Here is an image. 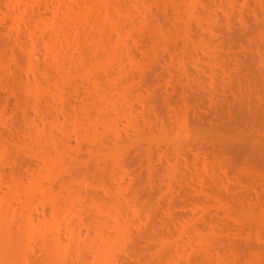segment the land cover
<instances>
[{"label": "rangeland", "instance_id": "374dc122", "mask_svg": "<svg viewBox=\"0 0 264 264\" xmlns=\"http://www.w3.org/2000/svg\"><path fill=\"white\" fill-rule=\"evenodd\" d=\"M56 1L0 0V113L3 114L0 115V132L4 138L0 142L4 153L0 156V182L19 177L28 184L34 172L36 177L38 172L45 171L50 158L44 155L41 143L29 142L27 133L34 128L43 131L52 127L54 134L64 138L61 140L64 144L58 141L59 150L48 142L50 153L62 156L58 165L61 167H58L59 175L56 173L57 180L51 183L44 178L43 182L45 185L51 183L54 192L63 191L64 195L67 190L62 188L63 183H70L73 188L70 190L77 191L80 198L59 210L60 240L65 247L59 255L57 241L50 236L19 235L23 226L20 212L26 208L31 209L35 225L50 217L52 209L47 198L37 193L31 203L25 192L9 193L7 185L1 182L0 207L6 206L4 225L11 242L17 245L12 264H62L67 261L66 264H89L92 259L89 246L96 240L99 242L96 228L111 235L115 233L108 227V216L102 213L105 208L87 206L93 197H98V202L106 208L119 207L125 216L126 227L131 229L129 240L122 239L115 247H110L109 258L113 257L110 259L116 264L263 263L264 0H113L127 8L126 12L115 6L111 9L117 14L114 18L124 27L122 33L126 34L123 35L128 38L120 34V43L116 42L118 32L106 21L100 0H65L63 8H69L70 4L75 12L71 13L74 19L59 15L60 29L69 21L73 25L68 22L66 26L76 27L82 33L80 37L71 33L67 40L63 39L64 42H57L62 45L59 46L61 52L56 53L62 62L58 61L59 65L55 64L56 56L45 46L48 41L46 33L54 26L41 24V28L35 24L48 20L52 15L51 8L59 4V0ZM133 7L136 9L132 10ZM11 19H16V24ZM34 28L36 37H39L35 45L30 38V31ZM99 33L104 36L102 44L94 37ZM187 34L188 37L191 34L189 41L185 39ZM27 45L35 47V57L29 58L25 50ZM113 50L115 58L119 55L124 60L120 54L134 52L135 59L139 60L137 66L133 64L135 69L130 68L133 65L127 60H121L126 63H121L123 66L118 63L120 60L107 62L108 54ZM152 53H156V57L153 58ZM181 64L186 66V72L182 71ZM84 66L93 70L94 75L81 70ZM120 69L122 72L127 69V74L119 76ZM57 71L61 72L62 78H58L63 82L54 79ZM123 83L129 85L128 92L124 91L123 100L120 98L118 112L110 111L105 107L104 95L117 96L123 91ZM26 85L33 86L36 91L29 93ZM61 89L67 96L64 101L58 98ZM46 90L49 94H44ZM46 107L52 108L49 109V120L54 121L50 122V127L47 126ZM128 109L133 110L137 122L131 132L139 137L142 135L133 140L124 134L121 140H115L113 130L101 122L106 117L114 118L112 127L124 133L126 121L121 110ZM71 113L79 114L80 120L86 121L83 131L96 135L106 133L109 139L104 143L90 142V145L77 139L70 129ZM92 114L97 116L98 123L90 122ZM30 118L35 120V127L29 122ZM157 132L159 135L168 133L173 137L172 141L170 138L166 143L157 142L151 137L158 135ZM16 136H20L21 142ZM106 151L110 152L109 155ZM102 152L109 156H106L107 160ZM113 173L129 190L116 189L112 180L109 191L114 198L112 206V201L107 200V203L106 192L98 184L109 179V175H115ZM131 206L135 208L134 212ZM73 228L81 231V238L87 240V244L79 246L68 238V231ZM259 257L260 263L257 262ZM61 259L63 262L60 263Z\"/></svg>", "mask_w": 264, "mask_h": 264}, {"label": "bare ground", "instance_id": "6f19581e", "mask_svg": "<svg viewBox=\"0 0 264 264\" xmlns=\"http://www.w3.org/2000/svg\"><path fill=\"white\" fill-rule=\"evenodd\" d=\"M50 1V0H49ZM56 1V0H55ZM58 1V0H57ZM56 1V2H57ZM72 1V0H71ZM96 1V0H95ZM117 1V0H116ZM185 1V0H184ZM183 1V2H184ZM190 0H188V1H186V2H189ZM52 2V1H51ZM67 2V1H66ZM80 2V1H79ZM98 2H100V4L102 3V6H103V8L101 9V10H103L105 13H106V16H107V19H106V21H108V22H110L112 25H113V28H115V31H117L118 32V36H116L117 37V41L116 42H118V43H120L121 42V40L119 39V37H120V34L121 35H123L125 32H123L122 33V27H123V25H122V27H121V24H119L118 22H117V20L114 18L115 16L114 15H117V14H113V12H112V8L115 6V7H117V8H119V9H121L122 8V5H124V4H122L121 5V3L120 2H118V4H117V2H113V0H100V1H98ZM194 2H195V0H194ZM77 3V2H76ZM95 3V2H94ZM131 3V2H130ZM192 3V2H191ZM58 4V3H57ZM64 4H66L65 3V0H59V4L58 5H55V7L54 8H51V11H52V15L48 18V20H41V21H38V22H42V23H35V24H37V25H39L40 27L42 26L41 24H46L45 26H49V27H52V25L54 26L50 31L51 32H48V33H46L47 34V38H48V41H47V45H45L46 46V48H47V50L49 51V52H51V54L55 57L56 56V53H58V51H60L61 52V49L62 48H59V46H61L62 47V45H60L59 43H57V42H59L60 40H67V35H71V33L75 36V37H80L81 35H80V33H82L80 30H78V28H76V27H73V28H75V29H73L70 25H69V27L68 26H66V23H68V22H65V26L64 27H62L61 29H60V27L61 26H59L58 25V23H57V21H59V18H58V16L59 15H61L60 17H63V16H65V18L64 19H66L67 17H70L71 16V19H74V18H72V17H74V16H72L71 15V13L73 12V8H72V6L69 4V8H65L66 10H64V8H63V5ZM98 4V3H97ZM132 4H133V2H132ZM137 4V3H136ZM135 4V5H136ZM139 4V3H138ZM185 4V3H184ZM190 4V3H189ZM198 4V3H197ZM99 5V4H98ZM192 5V4H191ZM195 5V4H194ZM54 6V5H53ZM65 6V5H64ZM67 6H68V3H67ZM75 6V5H74ZM91 6H93L92 4H91ZM113 6V7H112ZM134 6V5H133ZM199 6V5H198ZM52 7V6H51ZM87 7V6H86ZM99 7V6H98ZM185 7H186V4H185ZM191 7V6H190ZM189 7V8H190ZM116 8V9H117ZM134 8L135 7H133L132 8V10H134ZM74 9L76 10V8L74 7ZM95 10H96V8H94ZM116 9L114 8L113 9V11L115 10L116 11ZM122 9H124L125 11L124 12H126V6L124 7V8H122ZM121 9V10H122ZM136 9V8H135ZM186 9V8H185ZM198 9H199V7H198ZM72 10V11H71ZM97 10H99V9H97ZM129 10V9H128ZM187 10V9H186ZM191 10V9H190ZM193 10V9H192ZM196 10V9H195ZM120 11V10H119ZM118 11V12H119ZM138 11H140V10H138ZM194 11V10H193ZM121 12H123V11H121ZM129 12V11H128ZM137 12V11H136ZM75 12H73V14H74ZM80 13H82L81 11H80ZM93 13V12H92ZM96 13V12H95ZM104 13V14H105ZM140 13H141V11H140ZM134 14V13H133ZM197 14V13H196ZM201 14V13H200ZM79 15V14H78ZM120 15V14H119ZM138 15H140V14H138ZM194 15V14H193ZM192 15V16H193ZM83 16H84V14H83ZM126 16V15H125ZM128 16V15H127ZM142 16V15H141ZM200 16V15H199ZM10 17V16H9ZM76 17V16H75ZM87 17V16H86ZM99 17H100V15H99ZM104 17V16H103ZM102 17V18H103ZM195 17H198V16H195ZM12 18V17H11ZM62 18V19H63ZM84 18V17H83ZM139 18V17H138ZM38 19V18H37ZM41 19H43V18H41ZM63 19V20H64ZM89 19V18H88ZM98 19V18H97ZM104 19V18H103ZM7 20H9V19H7ZM12 20V22H14L15 23V21H16V19H11ZM40 20V19H39ZM68 20H70V19H68ZM78 20V19H77ZM82 20V19H81ZM105 20V19H104ZM120 20V19H119ZM132 20V19H131ZM201 20V19H200ZM227 20V23H228V19H226ZM5 21V20H4ZM34 21V20H33ZM62 21V20H61ZM65 21V20H64ZM83 21V20H82ZM97 21V20H96ZM144 21V20H143ZM37 22V21H36ZM44 22V23H43ZM10 23V22H9ZM78 23V25H79V21L77 22ZM94 23V22H93ZM104 24H105V22H103ZM107 23V22H106ZM16 24V23H15ZM68 24H72V23H68ZM82 24H84V23H82ZM104 24H102L103 25V28L104 27H106V26H104ZM230 24V23H229ZM7 25H9L8 23H7ZM10 25H11V23H10ZM61 25V24H60ZM73 25V24H72ZM77 25V26H78ZM86 25V24H85ZM106 25V24H105ZM112 25H110V26H112ZM14 26V25H13ZM109 26V27H110ZM162 26V25H161ZM160 26V27H161ZM12 27V26H11ZM37 28H39V30H41L42 31V29H40V27H38V26H36ZM59 29H58V28ZM163 27V26H162ZM42 28V27H41ZM47 28V27H46ZM101 28V27H100ZM107 28V27H106ZM155 28V27H154ZM190 28V27H189ZM13 29V28H12ZM54 29V30H53ZM82 29V28H81ZM84 29V28H83ZM89 29V28H88ZM123 29H124V27H123ZM161 29V28H160ZM178 29V28H177ZM38 30V31H39ZM94 30V29H93ZM162 30V29H161ZM182 30V29H181ZM101 31V30H100ZM154 31V30H153ZM184 31H187L186 29L185 30H183V32ZM31 33H30V38H31V40L34 42V45H35V42H37V40L38 39H36V38H39V37H36V34H35V28H34V30L32 29V31H30ZM44 31H42V33H43ZM84 32V31H83ZM109 32H111V30L109 31ZM127 32V31H126ZM180 32V31H179ZM182 31H181V33L182 34H184ZM41 33V32H40ZM45 33H44V35H45ZM90 33V32H89ZM92 33V32H91ZM112 33V32H111ZM157 33H159V32H157ZM165 33V32H164ZM126 34V33H125ZM160 34V33H159ZM168 34V33H167ZM167 34H165V35H167ZM170 34V33H169ZM186 34V33H185ZM43 35V34H42ZM96 35V34H95ZM94 35V37H95V39L99 42V43H103L104 42V36H103V33H99V35H96L95 36ZM108 35V34H107ZM156 35V34H155ZM163 35V34H162ZM190 36H191V34H189ZM83 36H85V35H83ZM91 36V35H90ZM124 36V35H123ZM123 36H121L122 38V40H123ZM126 36V35H125ZM124 36V37H125ZM167 36H169V35H167ZM173 36V35H172ZM175 36V35H174ZM188 37V34H187V37L188 38H185L186 40H188L189 38H191V37ZM195 36V35H194ZM70 37V36H69ZM106 37V36H105ZM110 37V36H109ZM115 37V38H116ZM164 37V36H163ZM179 37H181V34L179 33ZM178 37V38H179ZM71 38V37H70ZM84 38V37H83ZM93 38V37H92ZM126 39H128L127 37H125ZM170 38V37H169ZM175 38V37H174ZM78 40H79V38H77ZM144 39V38H143ZM180 39H182V38H180ZM193 39V38H192ZM196 39V38H195ZM64 40H63V42H64ZM69 40V39H68ZM72 40V39H71ZM75 40V39H74ZM77 40V42H79ZM177 40V39H176ZM185 40V41H186ZM190 40V39H189ZM188 40V41H189ZM197 40V39H196ZM195 40V41H196ZM113 41V40H112ZM120 41V42H119ZM182 41V40H181ZM206 41V40H205ZM204 41V42H205ZM27 42V41H26ZM139 42V41H138ZM164 42H165V40H164ZM67 41H66V46H67ZM112 43V42H111ZM115 43V42H114ZM118 43H115V44H118ZM125 43V42H124ZM171 43V42H170ZM170 43H169V45H170ZM206 43H208V42H206ZM62 44V43H61ZM71 44V43H70ZM84 44V43H83ZM108 44H110V43H108ZM128 44V43H127ZM126 44V45H127ZM145 44V43H144ZM167 44V43H166ZM197 43H195V45H196ZM32 45V44H31ZM64 46V45H63ZM78 46V45H77ZM102 46V45H101ZM117 46V45H116ZM122 46H124V45H122ZM153 46V45H152ZM208 46V45H207ZM26 47V51H27V54H28V56H29V58H33V57H35V47L33 46L32 48L31 47H29L28 45L27 46H25ZM79 47H80V49L84 52V50L82 49V44H79ZM100 47V46H99ZM103 47V46H102ZM101 47V48H102ZM131 47V46H130ZM168 47V46H167ZM196 47V46H195ZM107 48H108V46H107ZM116 47H114L113 49H115ZM146 48V47H145ZM154 48H156V47H154ZM168 48H170V47H168ZM59 49V50H58ZM68 49H70V48H68ZM79 49V51H81ZM123 49V48H122ZM182 49V48H181ZM108 51H109V49H107ZM154 50V49H153ZM152 50V51H153ZM156 50V49H155ZM175 50V49H174ZM180 50V49H179ZM173 51V50H172ZM65 52V51H64ZM69 52V51H68ZM67 52V53H68ZM188 52V51H187ZM107 53V52H106ZM110 53V52H109ZM112 53V54H111ZM110 54H108V56L109 57H107V59H106V61L107 62H111L112 60H120L118 63H120V65H121V63L123 64V62L124 61H126L127 60V62L128 63H130L131 65H133V64H135L136 66H137V64H138V62H137V60L135 59L136 57H134V56H136V55H134L133 53L134 52H132V51H130V52H127L126 53V55L125 54H120V56H123L126 60H124V59H122L121 57L119 58V55H117V58H119V59H117V58H115L116 57V53H115V50H113V52H111ZM148 53H149V51H148ZM60 54H62V53H60ZM69 54V53H68ZM153 55H151L153 58L154 57H156V55H154V54H156V53H152ZM182 54V53H181ZM81 55L83 56V54L81 53ZM86 55V54H85ZM149 55V54H148ZM177 55V54H176ZM186 55V54H185ZM193 55H194V52H193ZM1 56V55H0ZM59 56V55H58ZM58 56H56V58L55 59H57V61L55 62V64L57 63V65H59V62L58 61H60V59H58L57 57ZM62 56V55H61ZM106 56V55H105ZM126 56V57H125ZM175 56V55H174ZM190 56H191V54H190ZM98 57V56H97ZM104 57V56H103ZM149 57V56H148ZM175 57H177V56H175ZM195 57V56H194ZM60 58V57H59ZM64 58V57H63ZM100 58V57H99ZM152 58V59H153ZM174 58V57H173ZM182 58V57H181ZM181 58H180V60H181ZM184 59H185V56L183 57ZM197 58V57H196ZM54 59V58H53ZM54 59V60H55ZM65 59V58H64ZM85 58H83V60H84ZM87 59V58H86ZM102 59V58H101ZM149 59V58H148ZM2 60H3V58H2ZM66 60V59H65ZM68 60V59H67ZM78 60V59H77ZM81 60V59H80ZM82 60V61H83ZM99 60V59H98ZM121 60H124L123 62L121 61ZM175 60H176V58H175ZM178 61H179V58L177 59ZM188 60V59H187ZM195 60V59H194ZM193 60V61H194ZM4 61V60H3ZM79 61V60H78ZM81 61V63H82V65H86V64H83V62ZM139 61V60H138ZM182 61V60H181ZM181 61H180V63H181ZM2 61L0 60V64L2 65V63H1ZM53 62V61H52ZM61 62V61H60ZM65 62V61H64ZM63 62V63H64ZM69 62V61H68ZM86 62V61H85ZM96 62V61H95ZM98 62V61H97ZM141 62V61H140ZM62 63V62H61ZM67 63V62H66ZM79 63V62H78ZM88 63V62H87ZM112 63V62H111ZM137 63V64H136ZM145 63V62H144ZM126 63L124 62V65H125ZM72 65V64H71ZM102 65V64H101ZM103 65H104V63H103ZM130 65V66H131ZM140 65V64H139ZM88 66V65H87ZM121 66H123V65H121ZM136 66H131L130 68H132V67H134V68H132V69H135V67ZM59 67V66H58ZM66 66H64V68H65ZM72 67V66H71ZM97 67V66H96ZM112 67V66H111ZM125 67V66H124ZM124 67L122 68V67H120V68H122V69H124ZM140 67V66H139ZM142 67V66H141ZM140 67V68H141ZM185 67L186 66H184L183 64H181V68H182V71L183 72H186V69H185ZM32 68V67H31ZM63 68V67H62ZM115 68V67H114ZM126 68V67H125ZM144 68V67H143ZM142 68V69H143ZM180 68V69H181ZM3 69H4V67H3ZM2 69V70H3ZM54 69H55V67H54ZM57 69V68H56ZM84 69V72L86 71V73H88L89 75H91L92 76V71H91V69H89V67L87 68V67H83L81 70H83ZM97 69H99V68H97ZM108 69V68H107ZM107 69H105V70H107ZM225 69V68H224ZM32 70H34V68H32ZM63 70V69H62ZM65 70V69H64ZM78 70L79 69H77V72H78ZM109 70V69H108ZM121 70V69H120ZM120 70H118L117 72V74L120 76V74L121 73H124V75H125V72L127 71V69H125V70H123V72H122V70L120 71ZM128 70H130L131 71V69H129L128 68ZM226 70V69H225ZM48 71V70H47ZM54 71H56V70H54ZM70 71H71V69H70ZM182 71H181V74H182ZM33 72V71H32ZM81 72V71H80ZM116 72V71H115ZM48 73V72H47ZM52 73V72H51ZM57 73L58 74H53L54 75V79H57V80H61L62 81V79H60V78H58V77H61V72H60V74H59V72L57 71ZM86 73H84V74H86ZM228 73V72H227ZM2 74V73H1ZM0 74V75H1ZM126 74H127V72H126ZM180 74V75H181ZM185 74V73H184ZM183 74V75H184ZM187 74V73H186ZM230 74V73H229ZM66 75V74H65ZM93 75H94V73H93ZM99 74L97 73V76H98ZM182 75V76H183ZM79 76H80V74H79ZM84 76H86V75H84ZM88 76V75H87ZM96 76V75H95ZM122 76H123V74H122ZM4 77V76H3ZM63 77H64V75H63ZM68 77V76H67ZM66 77V78H67ZM127 77V76H126ZM62 78V77H61ZM84 78H86V77H84ZM113 78H114V76H113ZM112 78V79H113ZM130 78H131V76H130ZM188 78V77H187ZM65 79V78H64ZM83 79V78H82ZM125 79V78H124ZM129 79V78H128ZM57 80H55V81H57ZM91 80V79H90ZM94 82H95V84H97L98 82H97V79H96V77L94 78ZM120 80V79H119ZM61 81H59V82H61ZM64 81V80H63ZM62 81V82H63ZM100 81H101V79H100ZM130 81V80H129ZM91 82V81H90ZM114 82V81H113ZM118 82V81H117ZM187 82V81H186ZM91 83H93V82H91ZM101 83V82H100ZM105 83V82H104ZM129 83V82H128ZM188 83V82H187ZM105 84H107V83H105ZM104 84V85H105ZM123 84H125V86L123 87V91H121L119 94H117V96H116V94L114 95V96H116V97H114V96H107V95H104V96H106L105 97V107L106 108H108L110 111H113V110H116L117 111V108L119 109V101L121 102V99L123 100V98H122V96H124L123 94H125L126 95V93L125 92H128V89L127 88H129V85H127V83H123ZM129 84H131V83H129ZM25 85V84H24ZM100 85V84H99ZM98 85V86H99ZM103 85V84H102ZM108 85V84H107ZM167 85V84H166ZM26 88H27V90H28V92L30 93V92H33L34 93V90H35V88L32 86V87H28L27 85L25 86ZM130 87H131V85H130ZM24 88V87H23ZM63 88V87H62ZM98 88V90H99V87H97ZM96 88V89H97ZM102 88H104V87H102ZM107 88H109V87H107ZM50 89V88H49ZM110 89V88H109ZM92 90V89H91ZM94 90V89H93ZM105 90V89H104ZM36 91V90H35ZM47 91L48 90H46V92H44V94L45 93H47ZM53 91V90H52ZM101 91V90H100ZM106 91V90H105ZM109 91H111V90H109ZM113 91H116V90H113ZM125 91V92H124ZM130 91V90H129ZM58 92V91H57ZM99 92V91H98ZM53 93H54V91H53ZM52 93V94H53ZM114 93V92H113ZM118 93V92H117ZM47 94H49V93H47ZM55 95H56V93H54ZM107 94V93H106ZM112 94V93H111ZM130 94V93H129ZM54 95V96H55ZM95 95H97V94H95ZM99 95H101L102 96V94H99ZM99 95H98V97H99ZM120 95V96H119ZM36 96V95H35ZM57 96V95H56ZM119 96V97H118ZM46 97H47V95H46ZM67 96L65 95V92L63 91V89H61V90H59V92H58V98L59 99H61V100H66L67 98H66ZM36 98V97H35ZM40 98V97H39ZM39 98H37V99H39ZM48 98V97H47ZM53 98V97H52ZM100 98V97H99ZM98 98V99H99ZM121 98V99H120ZM97 99V100H98ZM101 99V98H100ZM125 99H126V97H125ZM49 100V99H48ZM96 100V99H95ZM59 101V100H58ZM68 101V100H67ZM94 101V100H93ZM99 101V100H98ZM128 101V100H127ZM39 102V101H38ZM101 102H103V101H101ZM37 103V102H36ZM119 103V104H118ZM125 103V102H124ZM127 103V102H126ZM125 103V104H126ZM53 104V103H52ZM94 104V103H93ZM97 104V103H96ZM104 104V103H103ZM128 104V103H127ZM49 105V104H48ZM91 105V104H90ZM95 105V104H94ZM99 105H101V104H99ZM53 105H51V107H52ZM97 106V105H96ZM104 106V105H103ZM119 106V107H118ZM130 106V105H129ZM49 107V106H48ZM48 107H46V108H48ZM50 107V108H51ZM54 107V106H53ZM94 107V106H93ZM50 108H48V110L47 111H45L46 113H45V116H46V118H48V121H49V124H47V126L48 127H50V126H52V125H50L51 123L50 122H53L54 121V119H52V120H49V118H50V111L51 110H49ZM69 108V107H68ZM52 109V108H51ZM84 109L85 110H87V112H90V110H88V107H86V106H84ZM95 109V108H94ZM107 109V111H109ZM81 110V109H80ZM101 110H102V108H101ZM1 111V110H0ZM79 111V110H78ZM133 110H131L130 111V109H128V110H121V114H123V115H121V116H123V118H124V120L126 121V123H125V129H124V133L122 132V130H115V129H117V128H113L112 127V122L114 121V118H111V119H109V118H105L104 120H102V124H104L105 125V127L106 128H108V129H112L113 130V132H111L112 134H113V139H115V140H121L123 137V135L125 134V136L126 137H130V138H132L133 140H135V138L136 137H139V135L137 136V134H133L131 131V129L132 128H134V127H136L135 126V124L137 123L136 121H134V115H133V112H132ZM118 112V111H117ZM116 112V113H117ZM93 113V112H92ZM174 113V112H173ZM177 113V112H176ZM175 113V114H176ZM181 113V112H180ZM72 114V113H71ZM83 114V113H82ZM119 114V113H118ZM0 115H3L2 113H0ZM87 115V114H86ZM102 115V114H101ZM100 115V116H101ZM99 116V115H98ZM179 116V114H177V117ZM102 117V116H101ZM109 117V116H108ZM134 117V118H133ZM181 117V115L179 116V118ZM86 118H87V116H86ZM88 119V118H87ZM91 119V120H90ZM90 122L92 123V122H97V120H98V118H97V116L95 115V114H92V115H90ZM97 119V120H96ZM103 119V118H102ZM181 119V118H180ZM81 120H83V119H81ZM80 120V117H79V114L77 115V113L76 114H72V116H71V118H70V129L72 130L71 132H73L74 134H75V136L77 137V139H79L80 141H82L83 143L85 142L86 144H88V143H94V142H102V143H104L107 139H109V137L106 135V133L105 134H100V135H96V134H92L90 131V133L89 132H87V131H83L82 129V127H83V125H85L84 123L86 122L85 120L82 122ZM176 120V119H175ZM34 119L33 118H30V123L35 127V125H34ZM178 121V120H177ZM56 123V122H55ZM59 123V122H58ZM98 123V122H97ZM54 124V123H53ZM68 124V125H69ZM86 124H88V123H86ZM93 124V123H92ZM31 125V126H32ZM58 126L59 125H61V124H57ZM95 125V124H94ZM178 125V124H177ZM53 126H56V125H53ZM57 126V127H58ZM62 126V125H61ZM60 126V127H61ZM86 126V125H85ZM87 126H89V125H87ZM93 126V125H92ZM114 126H115V124H114ZM138 126V125H137ZM60 127H58L59 129H60ZM161 127V126H160ZM164 127V126H163ZM33 128V127H32ZM52 127H50V128H47V130H39V129H36L35 130V128L34 129H31L32 131H30V132H28L27 134H28V138L30 139L29 140V142H31V144H33V143H35V144H40L41 143V145H42V147L44 148V155L45 156H47V157H49L50 158V160L48 161L47 160V163H46V165H45V171L43 172V171H41L40 173L38 172L36 175V177H35V173L36 172H34V175H33V178H32V180L28 183V184H25L26 182H22L21 180V178H14V179H11V180H9V179H5V180H3V182H2V180H1V182L3 183V184H5V185H7V187H8V189H9V193H16V195L17 194H21L20 192L22 191V192H25L24 194L26 195V196H28L27 198H29V200H27V201H29V202H33V200L36 198V195H38L37 193H42L46 198H47V202L49 203V205L51 206V214H50V217L47 219V220H44V221H41L40 223H38L37 225H35V223H34V219H33V213H32V211H31V209L30 208H26L25 210H23L22 212H20L21 213V217H20V219H22V223H23V226H22V224H21V231H20V234L19 235H22V236H29L30 234L32 235V233L34 234L35 233V236L37 237L38 235L39 236H45V237H48V236H50L49 238H53L54 240H56L57 242V247H56V251H57V253L59 254V255H61L62 253H63V251H65L64 250V246L61 244V240H60V235H61V233H62V225H60V222L58 221L59 220V216L58 215H60L59 213L61 212V211H59V210H62V208L63 207H65L66 205L68 206V204L69 205H71L70 203L73 201V200H75V199H77V198H80L79 196H78V194L79 193H77V191H75V192H73V188H72V185H70V183L68 184V183H66V182H64L63 183V186H62V188L63 189H65V190H67L66 192H67V194L65 193V195L64 194H62L63 193V189L61 190L62 191V193H56V192H54L55 190H53L54 189V187H52V185H51V183H53L52 182V180L54 181V180H57V179H55V178H57V176H56V173H57V171H58V165L60 164V161H61V155H59L58 153H56L58 156H55V155H52L51 153H50V150L49 149H51V148H49L48 146V142L50 143V142H52V144H54V146H55V148H57L58 150H59V144H58V141L60 140V142L62 143V144H64L61 140H63L64 138H62L60 135L58 136V135H56V134H54L53 132V130L51 129ZM63 128V127H62ZM85 128V127H84ZM105 129V128H104ZM135 129V128H134ZM139 129V128H138ZM164 129V128H163ZM52 130V131H51ZM60 130H63V129H60ZM86 130H87V128H86ZM106 130V129H105ZM108 131V130H107ZM135 131V130H134ZM156 131V130H155ZM168 131V130H167ZM62 132V131H61ZM164 132V131H163ZM166 132V131H165ZM64 133V132H63ZM70 133V132H69ZM68 133V134H69ZM152 134H154V133H152ZM157 134L158 135H151V137L153 138V139H155L157 142L159 141H162V142H168V140L171 138V136H168V133H166V134H162V133H160V135H159V132H157ZM162 134V135H161ZM142 135V134H141ZM141 135H140V137H141ZM149 135V134H148ZM169 135H170V133H169ZM3 135H1V132H0V142L4 139L3 137H2ZM145 136V135H144ZM150 136V135H149ZM60 137V138H59ZM135 137V138H134ZM139 137V138H140ZM151 137H149V138H151ZM16 138L19 140V138H20V136L19 137H17L16 136ZM138 138V139H139ZM143 138V137H142ZM203 138H206V137H204L203 136ZM209 138V137H208ZM21 139V138H20ZM36 139L38 140V141H40V142H38V141H36ZM137 139V138H136ZM147 139V138H146ZM172 139H173V137L171 138V141H172ZM17 140V141H18ZM152 140V139H151ZM150 140V141H151ZM154 140V141H155ZM174 140H175V138H174ZM173 140V141H174ZM20 141V140H19ZM37 143H36V142ZM65 141V140H64ZM153 141V140H152ZM3 142V141H2ZM1 142V143H2ZM21 142V141H20ZM110 142V141H109ZM115 142V141H114ZM175 142V141H174ZM204 142V141H203ZM15 143H17V142H15ZM18 144V143H17ZM21 144V143H20ZM19 144V145H20ZM100 144V143H99ZM173 144H175V143H173ZM181 144V143H180ZM88 145H90V144H88ZM97 145V143L95 144V146ZM167 145V144H166ZM47 146V147H46ZM62 146V145H61ZM81 146V145H80ZM113 146H115V145H113ZM178 146V145H177ZM181 146V145H180ZM91 147V146H90ZM97 147V146H96ZM85 148H86V145H85ZM92 148V147H91ZM95 148V147H94ZM176 148V147H175ZM81 149V148H80ZM84 149V148H83ZM3 150H5L4 148H3ZM57 150V151H58ZM85 150V149H84ZM91 150V149H90ZM6 151V150H5ZM4 151V152H5ZM80 151H82V150H80ZM89 151V149L86 151V152H88ZM92 151V150H91ZM92 153V152H91ZM103 153V152H102ZM105 153H107V155H109V151L107 152H105ZM105 153H103L102 154V156H104L103 158L105 159V160H107L106 159V154ZM4 155V153L2 152V147L0 146V156L1 155ZM54 154V153H53ZM94 155V154H93ZM113 155V154H112ZM107 157H109V156H107ZM60 159V160H59ZM111 161V160H110ZM116 161V160H115ZM105 162V161H104ZM118 164H119V166H122V165H120V161L118 162ZM177 166V165H176ZM61 167V166H60ZM59 167V168H60ZM104 167V166H103ZM100 168V167H99ZM63 169V168H62ZM104 169H105V167H104ZM60 170V169H59ZM178 170V169H177ZM65 171V170H64ZM104 171V170H103ZM108 171H109V173H110V170L108 169ZM113 171V170H112ZM59 172V171H58ZM172 172V171H171ZM60 173V172H59ZM176 173V172H175ZM174 173V174H175ZM58 174V173H57ZM62 174V173H61ZM113 174H115V173H113ZM59 175V174H58ZM109 175V174H108ZM56 176V177H55ZM119 176H122V174L121 175H119ZM17 177V176H16ZM118 176L115 174V175H112V176H110L109 175V179H107V180H105V181H99V184L98 185H100L101 186V188L104 190V192H106V201L108 200V201H112L111 203H112V206H113V199L114 198H112L111 197V195L112 194H110L109 193V191H110V187H111V181L113 180V182L115 183L114 185V187H116V189H124V190H129L126 186H124V184L122 185V183H121V181H120V179L119 178H117ZM172 177H174V175L172 176ZM44 178H47V179H49L50 181H51V183H49V185L47 184V185H45L44 184V182H43V180H44ZM122 178V177H121ZM169 179V178H168ZM173 179V178H172ZM70 180V179H69ZM72 180V179H71ZM122 180V179H121ZM170 180V179H169ZM62 181H64L63 179H62ZM123 181V180H122ZM0 182V184H2ZM68 182V181H67ZM69 182H71V181H69ZM23 183L25 184V185H23ZM76 184H78V183H76ZM62 185V184H61ZM70 188H72L71 190H70ZM113 189V188H112ZM64 190V191H65ZM119 191V190H118ZM60 192V191H59ZM118 193V192H117ZM128 194V193H127ZM15 196V195H14ZM133 197V196H132ZM92 198V197H91ZM98 198V197H97ZM97 198H95V197H93L89 202H88V204H87V206H89V208H90V206H92V205H95L94 207L95 208H97L98 207V209L100 208H102V209H104L103 210V214H105L106 216H108V218H106V222L108 223V227L109 228H111V229H113L114 231H115V233L114 234H112L111 235V233L110 234H108V233H106L103 229H98V228H96V233H97V237H98V239H99V242H100V238H102V240L103 241H101L100 243L98 242V240H96L95 241V243L93 244V245H90L89 247H90V251H91V254H92V259L90 260L91 262H89V264L91 263V264H116L115 263V261L114 260H112V259H110V258H113V257H110L109 258V254H110V247H115L118 243H120V241L123 239V240H125V239H128V238H130V230L127 228L128 226H127V222L125 223V216H124V214H123V212L121 211V209H118V208H114V209H111V207H105V205L103 206L102 204H100L99 202H98V200H97ZM129 198V197H128ZM5 200H7V198L5 199ZM108 201H107V203H108ZM7 202H8V200L6 201V204H7ZM74 202V201H73ZM73 202H72V204H73ZM76 202V201H75ZM130 202H131V200H130ZM68 203V204H67ZM110 204V203H109ZM131 203H129V205H130ZM82 205L84 206H82L83 208H85V205H86V203L84 202V203H82ZM133 206V205H132ZM131 206V207H132ZM27 207V206H26ZM93 207V206H92ZM116 207H117V205H116ZM109 208V209H108ZM107 209V210H106ZM133 209H135L134 207H132V211H133ZM94 211V210H93ZM80 213V211H77V213ZM101 212V211H100ZM134 212V211H133ZM108 213V214H107ZM103 214H101V215H103ZM134 214V213H133ZM61 216V215H60ZM129 216H131V215H129ZM129 216H127L128 218H129ZM5 217H6V206H2V207H0V264H12V259H13V253H14V250L16 249V247H17V245H16V243H14V242H11L12 240L9 238V235H8V228H7V226L6 225H4V219H5ZM131 217H133V216H131ZM129 220V219H128ZM127 226V227H126ZM113 231V232H114ZM9 234H10V232H9ZM68 234H69V239L71 238L72 240H74L75 241V244L76 245H79V246H82L83 244L85 245V244H87L86 243V241L83 239V237L81 238V231L80 230H78L77 228H73V229H71V230H69L68 231ZM67 234V235H68ZM111 235V236H110ZM21 236V237H22ZM30 237V236H29ZM97 237H96V239H97ZM129 240V239H128ZM80 241H82V242H80ZM123 243H124V241H122ZM75 245V246H76ZM61 258H63L64 259V257L62 256ZM7 259V260H6ZM66 259V258H65ZM82 259V258H81ZM114 259V258H113ZM6 260V261H5ZM263 260V259H262ZM261 260V261H262ZM15 261V260H14ZM60 261V263L61 262H63L62 261V259L61 260H59ZM68 262V261H67ZM66 262V263H67ZM257 262H259L260 263V257H259V261H257ZM65 262H63L62 264H64ZM65 263V264H66ZM71 263H73V262H70V264ZM53 264V263H52ZM260 264H264V261H263V263H260Z\"/></svg>", "mask_w": 264, "mask_h": 264}]
</instances>
